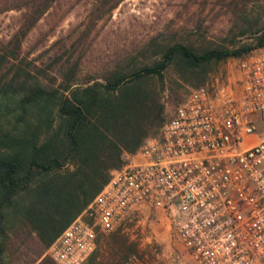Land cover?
<instances>
[{
  "label": "trees",
  "instance_id": "trees-1",
  "mask_svg": "<svg viewBox=\"0 0 264 264\" xmlns=\"http://www.w3.org/2000/svg\"><path fill=\"white\" fill-rule=\"evenodd\" d=\"M53 0H32L15 32L0 49V264L12 232H25L47 247L87 206L134 152L158 132L164 103L155 78L177 59L184 73L199 74L209 61L238 56L264 45V27L251 42L234 46L160 45L155 58L126 59L99 75L79 78L78 61L59 77L21 51L22 39ZM120 0H104L110 10ZM113 246L109 264H123L135 246ZM99 241V238H98ZM97 241V243H98ZM96 248L88 258L94 259Z\"/></svg>",
  "mask_w": 264,
  "mask_h": 264
},
{
  "label": "built area",
  "instance_id": "built-area-1",
  "mask_svg": "<svg viewBox=\"0 0 264 264\" xmlns=\"http://www.w3.org/2000/svg\"><path fill=\"white\" fill-rule=\"evenodd\" d=\"M232 69L226 84L191 88L125 154L48 245L56 264H83L99 234L144 209L163 214L197 264H264V45Z\"/></svg>",
  "mask_w": 264,
  "mask_h": 264
},
{
  "label": "rangeland",
  "instance_id": "rangeland-1",
  "mask_svg": "<svg viewBox=\"0 0 264 264\" xmlns=\"http://www.w3.org/2000/svg\"><path fill=\"white\" fill-rule=\"evenodd\" d=\"M29 2L0 0V49L23 21ZM105 6L104 0H53L22 39V53L44 66L57 58V67L49 70L57 77L76 60L82 79L126 59L137 64L151 61L156 42L234 46L251 42L254 32L264 27V0H120L110 10ZM246 53L209 61L192 75L184 73L177 59L169 63L162 78H155L164 120L191 88L201 84L212 88L232 80L233 64ZM255 139L249 136L245 141ZM114 236L135 246L121 259L123 264H197L163 214L149 209L134 212L109 233L99 234L95 258L83 264H109L115 243L109 246L107 240ZM47 247L25 232H12L3 264H56Z\"/></svg>",
  "mask_w": 264,
  "mask_h": 264
}]
</instances>
